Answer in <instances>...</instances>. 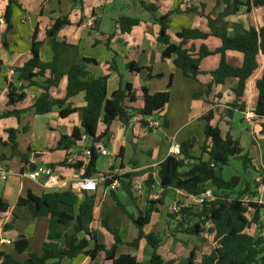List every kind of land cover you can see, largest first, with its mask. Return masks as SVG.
I'll return each instance as SVG.
<instances>
[{"label":"crops","instance_id":"crops-1","mask_svg":"<svg viewBox=\"0 0 264 264\" xmlns=\"http://www.w3.org/2000/svg\"><path fill=\"white\" fill-rule=\"evenodd\" d=\"M11 7L12 29L5 32L4 12L8 0H0V114L17 111L18 117L9 116L0 119V162L5 163L8 172L6 181H0V199L8 204V210L0 214V253L10 256L18 262H24L31 253L40 254L42 243L47 233L48 220L46 218L31 219L25 207L17 206L19 199H24L27 194L39 197L43 194L69 189V185L83 178L84 169L88 158L84 152L92 145L82 136L81 141L68 151H57L55 147L61 136H70L73 129H78L81 122V109L84 106V94L80 93L70 99L69 103L78 109L76 113L66 118H60L59 109L44 115H36L32 104L41 94L38 87L31 86L24 89L25 99L13 107L7 106V85L15 83L14 69L21 68L31 57V39L37 28L38 40L42 42L39 57L43 63L52 58L49 45L45 39V31L52 25L53 20L67 17L70 26L62 27L56 34L58 42L76 46L78 55L82 58L93 60L96 65H88L87 71L90 79L106 76V92L110 96L120 86L130 84L134 91L136 102L132 105L140 109L143 105L142 89L148 94L169 93L168 103L160 113L149 117L158 120L160 128L149 129L141 123L149 118L135 115L129 126L124 128L118 122H113L106 136L98 143L93 144L97 155L96 171L98 175L105 174L112 168H118L130 183L132 198L121 188L114 192L117 200L118 192L122 191L126 196L125 206H132L136 214L125 208L128 215L136 217L138 211H143L150 200H156L163 192L164 201L162 206L150 216L149 223L143 228L144 234L159 235L162 244L157 249V254L164 261L174 260L175 264H184L192 249L195 252L196 262L202 255L208 254L215 246L212 235H204L205 242L200 243L192 236L170 234L172 222H168V208L173 204L185 206L195 204L194 198L185 193L173 189L162 191L155 182L150 188L144 184L149 176L155 181L157 166L168 156L173 145L189 140L195 141V146L189 151L193 158L201 157L200 147L208 144L204 138V121L201 117L206 113L201 98L194 99L193 94L198 92L200 86L197 82L186 79L181 72L172 64L173 58L161 60L162 46L156 41L158 26L150 21V15L145 12L140 3L153 4L157 7V15L169 14L168 33L172 41L176 42L175 34L183 29H195L203 33H209L208 22L205 17L215 18L223 6L219 0H13ZM245 1V0H242ZM177 11V12H174ZM189 11H195L189 12ZM199 13L201 15H198ZM119 17L137 19L140 24L131 29L130 33L122 34L114 31V22ZM93 20V26L88 28L86 23ZM228 24V32L234 24H239L243 29L254 28L258 30L264 26V8L252 9L249 13L241 8L240 11L224 19ZM109 48L104 43L96 44L101 34H111ZM211 45L216 43L211 41ZM114 59L116 71H109L108 63ZM226 62L230 65L240 66L243 56L240 53L227 51ZM258 69L247 80L239 104L243 105L242 111L252 112L257 103V91L255 82L264 72V56L259 55ZM136 64L144 69L138 74L130 73L126 66ZM215 59H209L203 63L204 69H210ZM159 78L147 79V76ZM47 77V74L45 75ZM41 83L43 79L35 80ZM170 84L169 88L167 85ZM20 85V84H18ZM26 85V84H25ZM235 79H227L223 85L215 89L217 98L211 108L214 114L212 125L217 126L221 136L227 134L240 144L243 153L251 160L256 177L264 181V135L260 125L263 119H255L252 122L243 120L242 111L232 109L229 106L234 101L232 91L237 88ZM66 79L63 78L58 88L49 91L53 99H60L65 93ZM231 111L228 118L225 111ZM103 126L98 125L97 132H101ZM8 131H15L18 151L25 155L26 163H22L17 156L12 155L11 144L8 141ZM105 150L108 156H100L99 150ZM203 160L207 155L202 156ZM80 164V169L73 168L74 164ZM61 164V165H60ZM34 167V169H33ZM40 167H49L58 183L51 186L47 178L40 177L31 181L26 174ZM241 180V179H240ZM241 183H248L241 180ZM258 195L247 202H256L264 205V186H258ZM207 191L215 193L211 185L206 184ZM82 194V193H81ZM77 194L80 201L82 195ZM94 201L93 221L89 230L96 234L100 243L110 247L112 237L101 226V221H107L111 228L117 229L122 242H130L136 237V229L132 222L123 214L118 213L114 206L111 193L104 187H99L94 193H85ZM166 201L169 202L165 206ZM110 204V207L107 206ZM117 209V210H116ZM116 221L115 225L112 224ZM194 222L193 220L190 223ZM117 225V226H116ZM172 228V227H171ZM210 228L206 225L205 230ZM251 231V229L249 230ZM250 234L249 232H247ZM251 235V234H250ZM18 237L28 240V249L23 254H16L13 243ZM82 237V234L79 235ZM11 242L6 245L5 242ZM181 243H184L183 245ZM91 247V245H90ZM135 256L139 264H147L151 255V249L142 241L137 250L130 252ZM47 264H52L48 262ZM60 264H87V259L78 256L76 259L64 260ZM93 264H111L97 258Z\"/></svg>","mask_w":264,"mask_h":264},{"label":"trees","instance_id":"trees-1","mask_svg":"<svg viewBox=\"0 0 264 264\" xmlns=\"http://www.w3.org/2000/svg\"><path fill=\"white\" fill-rule=\"evenodd\" d=\"M74 3L80 0H73ZM223 8L215 18L205 17L208 22L209 33H203L195 29H183L175 34L176 42L172 41L169 30V14L158 16L157 7L153 4L140 3L141 8L150 15L152 24L158 26L156 41L162 46L161 60L173 58L172 64L182 76L199 84L200 89L193 94L194 99L201 98L203 106L207 110L201 117L204 121L203 135L208 144L200 147L201 157L193 158L189 151L195 146L194 140L179 144L180 157L168 156L156 168L155 181L149 176L145 181L147 188L155 182L162 191L173 189L181 191L192 198H200L206 194V184L211 185L214 194L210 198H203L199 204L185 206L177 214H168V222L171 236H192L200 243L205 242L204 235H212L215 246L208 254L202 255L200 261L196 262L195 252L192 249L184 264H264V205L256 202H247L243 197L254 199L258 195V185L241 183L239 177H231L228 181L221 175L222 168L227 166L230 160L241 162L244 170H254L251 160L237 140H233L228 134L221 136L217 126L212 125L214 114L212 107L217 98L215 89L223 85L227 79H235L237 88L232 91L234 101L229 106L232 109L242 111L240 99L243 96L247 80L258 69L257 59L259 55L264 56V26L255 30L254 28L243 29L239 24H234L228 32L225 18L237 14L241 8L246 13L252 9L264 8V0H219ZM13 0H8L4 12L5 32L12 29L11 7ZM177 12V11H174ZM195 13V11H189ZM201 15L199 13H196ZM140 21L129 17H119L114 22V31L122 34L130 33L131 29L137 27ZM64 26H70L67 17L53 20L52 25L45 31V39L52 53L49 62L43 63L39 57L42 42L38 40L37 28L31 39L30 59L18 69H14L15 83L7 85V106L13 107L22 102L26 95V87L35 86L41 90V94L33 101L32 108L36 115L50 113L53 108H58L60 118H66L78 111L70 99L80 93L84 94V106L81 111V122L78 129H73L70 136H61L55 150L68 151L76 142L81 141L82 136L91 142L87 149L90 152L87 166L84 169L83 178H92L98 175L96 171L97 155L93 144L100 142L107 134L110 125L118 122L127 128L132 118L137 115L142 118L153 117L161 112L168 103L169 93L148 94L142 89L143 105L135 109L132 105L136 102L134 91L130 84L120 86L117 90L107 96V77L90 79L87 71L88 65H96L93 60L82 58L78 55L76 46L58 42L57 32ZM111 34H101L96 44L104 43L109 48ZM211 41L216 43L211 45ZM233 51L242 54L243 62L240 66L230 65L226 62L225 53ZM209 59H215L210 69H204L203 63ZM109 71H116L115 61L108 63ZM2 63L0 61V71ZM130 73L138 74L144 69L136 64L126 66ZM47 74V77L45 75ZM66 79L65 93L60 99H53L49 91L58 88L62 79ZM159 78L158 76H147V79ZM43 79L41 83L35 80ZM20 84V85H18ZM26 84V85H25ZM170 84L167 85L169 88ZM257 91V103L253 109L256 119L264 120V72L255 82ZM243 112V111H242ZM17 111L0 114V119L9 116L18 117ZM225 115L230 118L231 111L226 110ZM141 123L146 125V121ZM103 126L101 132H97L98 125ZM261 133L264 135V122L260 125ZM8 141L11 144L12 155L19 157L22 163H26L25 155L17 149L15 142L16 132L8 131ZM207 155L203 160L202 156ZM61 165V164H60ZM73 168L80 169L81 165L76 163ZM126 176L120 178L121 189L132 198L130 183ZM82 201L77 194L69 189L54 191L35 197L27 194L24 199L17 201V206L25 207L31 219L46 218L48 229L41 247V253H31L24 262H18L10 256L0 253V264H60L62 261H71L78 256L87 259V264L93 262L100 256L111 264H139L137 258L130 254L139 248L144 241L151 249V255L147 264H164L157 254V249L162 244L159 235L144 234L143 228L149 223L150 216L164 203L163 192L156 200L147 202L143 211L133 217L128 215L120 202L111 193L116 208L132 222L136 229V237L130 242H122L117 229L111 228L107 221L102 220L101 226L112 237L113 243L106 247L99 242L95 233L89 230L93 221L94 201L84 192ZM8 210V204L0 199V214ZM194 221L190 223V221ZM210 228L205 230L206 225ZM255 227L259 234L253 236L248 234ZM82 234V237L79 235ZM182 245L184 243H181ZM29 242L24 237H18L14 243V251L20 255L26 252ZM91 245V247H90ZM165 264H175L174 260Z\"/></svg>","mask_w":264,"mask_h":264},{"label":"built area","instance_id":"built-area-1","mask_svg":"<svg viewBox=\"0 0 264 264\" xmlns=\"http://www.w3.org/2000/svg\"><path fill=\"white\" fill-rule=\"evenodd\" d=\"M93 20H90L86 23V26L88 28L93 26ZM0 23H3V20H0ZM10 75L13 76L14 73L10 72ZM243 120L247 122H252L256 119L253 112L250 111H243L242 112ZM146 126L149 129H157L161 127V124L158 120H153L149 118V120L146 121ZM170 156L174 157H180V150L179 146L173 145L170 149ZM100 156H108L107 151L101 149L99 150ZM84 156L88 158L90 156V152L87 150L84 152ZM8 172L6 169V165L3 162H0V181L4 182L6 181ZM47 178V182L51 186H56L58 181L56 177L53 176L52 171L49 167H40L38 169H35L33 172H29L26 174V177L31 181H36L40 177ZM124 175L118 168H112L109 171H107L105 174L95 176L92 178H82L77 181L72 182L69 185V190L72 191L75 194H81V193H94L98 190L99 187H104L107 189L108 192L114 193L118 191L121 188V181L120 178H122ZM255 183L259 184L261 187L264 186V181L260 177H256L254 179ZM211 194L206 191V194L203 195L200 198H194L195 204H199L202 202L203 198H210ZM185 207V205L182 204H173L168 208L169 214H177L180 209ZM6 245H10L11 242L6 241Z\"/></svg>","mask_w":264,"mask_h":264},{"label":"rangeland","instance_id":"rangeland-1","mask_svg":"<svg viewBox=\"0 0 264 264\" xmlns=\"http://www.w3.org/2000/svg\"><path fill=\"white\" fill-rule=\"evenodd\" d=\"M221 175H222V178L226 181H228L231 177L235 176V177H239L241 180H243L244 182H248L249 184H251L252 186H254L255 184V181L254 179H252L254 176H255V173L249 169V170H244L242 168V165H241V162L238 161V160H230L229 164L225 167L222 168V171H221ZM259 186V184H257ZM118 198L119 200L121 201V203L125 206V201H126V196L125 194L122 192V191H119L118 192ZM249 198L248 197H243V200L246 201L248 200ZM118 200V201H119ZM120 203V204H121ZM121 204V205H122ZM122 205V207H123ZM169 205V202L166 201L165 203V206H168ZM107 206L110 207V204L107 203ZM115 206V205H114ZM116 207V206H115ZM124 208V207H123ZM125 208H127V210L131 213H134L136 214L137 212L135 211V209L130 206V207H127L125 206ZM124 208V210H125ZM117 210V209H116ZM120 209H118V213L121 211H119ZM116 221H113L112 224L115 225ZM262 224H263V227H264V219L262 221ZM117 226V225H116ZM249 233L253 236H258L259 232L258 230L255 228V227H252L251 228V231H249Z\"/></svg>","mask_w":264,"mask_h":264},{"label":"water","instance_id":"water-1","mask_svg":"<svg viewBox=\"0 0 264 264\" xmlns=\"http://www.w3.org/2000/svg\"><path fill=\"white\" fill-rule=\"evenodd\" d=\"M33 169H34V167H33Z\"/></svg>","mask_w":264,"mask_h":264}]
</instances>
